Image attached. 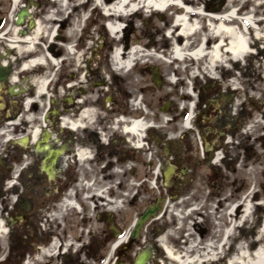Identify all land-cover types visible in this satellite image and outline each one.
Here are the masks:
<instances>
[{
  "label": "rangeland",
  "instance_id": "1",
  "mask_svg": "<svg viewBox=\"0 0 264 264\" xmlns=\"http://www.w3.org/2000/svg\"><path fill=\"white\" fill-rule=\"evenodd\" d=\"M44 1L47 7L43 15H47V19L43 17L39 23L42 27L39 39L44 47L37 50L34 46L33 55L52 52L56 59L54 67L47 61L46 77L52 79L47 88L48 97L58 109V103L64 98L66 77L73 72L76 80L80 77L78 84L87 91L91 83L104 85L94 92H101L102 104L109 108L111 106L104 98L110 94L107 89L111 82L110 72L113 73L126 90L127 112L149 127L144 146L149 160L150 184L145 183L144 188L149 191L153 188L154 192L148 199L144 197L143 186L135 180L126 184L124 178H117L115 189L109 160L106 166H103L104 162H97L92 171H86L88 179L85 183L81 181L74 185L80 206L78 210L73 207L69 210L75 218L62 226L63 234L67 233L63 236L62 247L40 246L29 253L15 252L9 238L2 237L0 264H93L89 234L98 228L102 237L100 264H116V255L111 249L114 242L107 244V232L113 238L122 227V236L113 239H123L147 204L167 193L162 187V171L173 166L174 157L188 155L192 157V163L201 160L202 153L199 156L196 152L198 138L186 133L190 129H185L182 124L189 115L194 116L200 89L208 91L214 86L220 90L221 98L216 109L204 118V123L213 122L216 119L214 112L223 106L227 120L237 118L230 126L235 128L234 134L223 136L226 143L223 140L216 142L219 146L214 148L216 157L211 155L212 163L210 160L206 166L197 165L189 172L191 177L192 173L195 175L192 178L196 182L191 191L194 200L185 197L159 200L160 211L141 229L138 246L152 245L155 254L150 264L168 263L165 248L179 255L180 264H264V0H181L182 5L191 10L187 14L184 8L170 4L164 12L153 11L146 0L134 11H128L129 5L126 6L124 17L103 14L104 8L120 0H101L100 6L94 0H38L39 8L44 7ZM136 1L132 0V4ZM1 3L9 4V1L0 0ZM65 10H69L67 25L60 24L57 39L48 43L43 36L53 30V25L47 22L50 14L63 19L60 15H64ZM177 17H184L178 25L175 24ZM117 21L128 27L112 36L105 23L109 22L115 28ZM234 39H242L245 45L244 51L237 56L238 61L230 59L226 52ZM219 43L222 45L217 48ZM67 45L72 54L67 51ZM176 48L184 55L183 59L174 58ZM198 48H202L204 56L195 53ZM114 54L117 58H113ZM130 56L133 57L128 58ZM210 56L214 57L213 67L208 61ZM128 61L130 66L125 68L124 63ZM148 71L154 75H148ZM160 80L163 84L157 87ZM75 98L84 100L83 96ZM246 101L255 106V110ZM162 105L167 110H160ZM140 107H144V111ZM59 122H64L63 116ZM183 134L187 136V144L180 140L179 136ZM213 139L212 134L205 141L208 143ZM190 140L192 148L185 151ZM223 146L225 150H222ZM99 159L103 160V156ZM180 167L182 163L178 165ZM179 171L175 170L169 184L176 181ZM209 180L218 185L213 191L217 195L213 200L208 198L207 192L200 193ZM228 195L230 204L226 200ZM46 210L44 208L42 212ZM79 214L87 220L81 241L76 226ZM95 215L102 217L97 228L93 224ZM202 219V226L195 223ZM205 230L206 236L201 238L199 232Z\"/></svg>",
  "mask_w": 264,
  "mask_h": 264
},
{
  "label": "flooded vegetation",
  "instance_id": "2",
  "mask_svg": "<svg viewBox=\"0 0 264 264\" xmlns=\"http://www.w3.org/2000/svg\"><path fill=\"white\" fill-rule=\"evenodd\" d=\"M8 1L9 4H0V224L6 227V237L15 252L29 253L40 246L58 249L65 242L63 236L67 235L63 234L62 226H66L69 220L75 218L69 210L72 207L78 210L80 206L75 197L77 187L74 185L81 181L84 184L88 179L86 171H92V166L97 162H104L103 166H106L109 160L108 167L115 189L117 178H124L126 184L135 180L140 186H145V181L150 176L149 160L146 159L144 146L149 130L148 126L143 124L138 136L131 131L133 117L127 112L126 90L117 78L111 80L107 89L110 94L104 98V101L110 99L109 108L103 106L101 92H94L95 89H100L102 84L91 83L87 91L83 89L84 86L78 84L80 77L76 80L77 76L73 72L66 77V89L63 90L65 94L63 100L58 103V109H55L48 94L38 97L36 81L41 73L32 67L28 70L22 69L23 63L29 60L30 55H21L16 48L21 46L18 39L23 34L20 28H16V22L23 12L30 13V18L22 17L26 22L25 28L29 29L30 24L42 22L41 18L44 17L47 6L45 1L44 7L39 8L41 5L38 0H20V4L14 9L11 0ZM34 10L36 12L33 14ZM44 18L47 19V15ZM47 22L49 25L56 23L54 20ZM61 23L66 26L68 19ZM14 29L17 43L12 44L9 40ZM99 71L98 65L97 72ZM47 88L49 86H46L45 93ZM76 96H83L84 100L76 99ZM224 109L221 106L214 112L216 119L211 122L213 125L204 123V118L210 115V106L194 112L191 125H187L190 130L186 133L194 134L198 138L196 152L199 156L202 153V158L197 163H192L191 156H177L176 152H172L177 156L171 162L173 173L180 170L179 175L175 182L169 184L168 181L165 185L163 174L171 166L162 171V187L167 193L160 197H185L194 200L191 191L196 182L193 179L195 175L192 173V178L189 172L197 165L206 166L214 148L219 146L216 142L220 143L223 136L234 130L230 128L233 118L227 120ZM83 113L86 114L82 116ZM62 116L64 122H59ZM37 127L39 131L34 135L33 131ZM212 134L214 139L207 143L205 139ZM179 137L183 140L182 144H187L186 134ZM190 143L191 140L185 151L189 147L192 148ZM54 154H57V158L52 163ZM101 155L103 160L99 159ZM181 163L182 167L178 168ZM44 167L48 169V173L44 172ZM131 188L130 186L129 189ZM144 197L149 199L148 194ZM44 208L47 210L43 213ZM94 220L96 228L101 225L100 215H95ZM86 221L85 216L79 214L76 222L80 231L79 241L84 239L82 232ZM43 227L46 228L45 231ZM107 234V244H112L113 238L122 235V227L113 238ZM44 236H47V239H44ZM139 237L128 238L125 244L115 251L116 264H134L138 252L147 245L144 243L138 246ZM89 238V249L92 255L94 254L93 264H99L102 248L99 228L91 232ZM7 250L10 248L7 247ZM152 253L154 256V250Z\"/></svg>",
  "mask_w": 264,
  "mask_h": 264
},
{
  "label": "bare ground",
  "instance_id": "3",
  "mask_svg": "<svg viewBox=\"0 0 264 264\" xmlns=\"http://www.w3.org/2000/svg\"><path fill=\"white\" fill-rule=\"evenodd\" d=\"M83 1L85 2V0H83ZM100 1L101 0H94L95 4L97 6H100ZM145 1L146 0H137L136 3L132 4V0H122L118 3H115V4L108 6L107 8H104V12L105 13L111 12L113 14L114 13L115 14H119V13L124 14L126 6L129 5L128 11H134L138 8V6H140V3H143V2L145 3ZM11 4H12L13 8L16 9L18 7V5L20 4V0H11ZM169 4L178 5L182 8H184L185 9L184 11L186 12V14L191 11L190 9H188L182 5L181 0H148V7L152 8V10L156 11V12L165 11ZM63 6H65V3L63 4ZM27 18H30V13L27 14ZM182 20H184V17H177L175 24L176 25L180 24V22ZM108 28H109L112 36H115L118 33V29H116V27L113 28V26H111L109 24ZM14 32H15V29L13 31L11 40H9V43H12V44L17 43V40H16L17 38H16V36H14L15 35ZM53 33L54 32H51V34L49 36L50 38L53 36ZM225 33L231 37V34L228 30L227 31L225 30ZM41 35H42V27H40L38 22H36L35 28H33V30L30 32V34L28 36H24V37H21L20 39H18L19 40L18 42L22 45V46H16L19 54L23 55L24 52L27 54H33L34 46H35L36 42L38 41V39L41 37ZM220 45H222V43H219L217 48H219ZM229 47H228L229 49H226V52L229 53L230 59H232L234 61H238L237 56L239 54H241L245 48L244 41L242 39H234L231 46H229ZM201 50H202V48H198L195 53H199V55L204 56L205 53H201ZM47 56L49 57L50 53H46V54L43 53L42 55L37 56V58L33 59L32 61L24 62L22 65V69L28 70L31 67L43 65L45 63V61H47ZM173 56L175 59H179V60L183 59V57H184V55L182 54V52H180V50L178 48H176L175 51L173 52ZM132 57L133 56H130L128 58H132ZM113 58H117V56H115V54H114ZM50 60H52L53 63L56 64V60H54L52 58ZM115 60H117V59H115ZM208 61L212 62V67H213V65L215 64V63H213L214 57L210 56L208 58ZM130 63L131 62H129V61L125 62L124 67L125 68L129 67ZM48 82L49 81L45 78H43L40 82H37L36 94L38 97L45 94V87L48 84ZM84 114H86V113H83L82 116H84ZM187 120H189V119H187ZM137 124H138V122H134L133 127L131 128V131H133L135 134L140 129L139 125H137ZM37 133H38V129H35L33 131V134L36 135ZM0 228L3 229V224H0ZM164 251H165L166 256H167V261H168L167 264H180V257L178 254H174L168 248H165ZM262 263H264V261H262Z\"/></svg>",
  "mask_w": 264,
  "mask_h": 264
},
{
  "label": "water",
  "instance_id": "4",
  "mask_svg": "<svg viewBox=\"0 0 264 264\" xmlns=\"http://www.w3.org/2000/svg\"><path fill=\"white\" fill-rule=\"evenodd\" d=\"M157 211H158L157 205L151 206L144 211V213L140 216L139 220L137 221V223L135 225V228H134L133 233H132L133 237L136 236V234H137L138 230L140 229V227L142 226V224L144 222H146L151 216H154ZM148 258H149V251L145 250L138 255V257L135 261V264H145L147 262Z\"/></svg>",
  "mask_w": 264,
  "mask_h": 264
}]
</instances>
